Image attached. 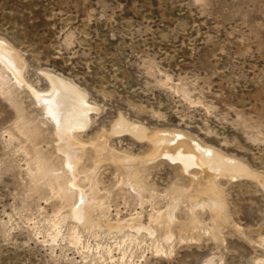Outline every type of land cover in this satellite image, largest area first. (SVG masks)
I'll return each instance as SVG.
<instances>
[{
    "label": "rangeland",
    "instance_id": "374dc122",
    "mask_svg": "<svg viewBox=\"0 0 264 264\" xmlns=\"http://www.w3.org/2000/svg\"><path fill=\"white\" fill-rule=\"evenodd\" d=\"M0 40L25 62L23 81L0 63V264H264V0H0ZM50 74L96 109L75 132L76 179L34 93L50 92ZM120 116L149 139L117 133L110 151L146 158L151 139L177 131L260 178L221 177V217L165 157L140 165L137 191L120 162L94 166Z\"/></svg>",
    "mask_w": 264,
    "mask_h": 264
},
{
    "label": "bare ground",
    "instance_id": "6f19581e",
    "mask_svg": "<svg viewBox=\"0 0 264 264\" xmlns=\"http://www.w3.org/2000/svg\"><path fill=\"white\" fill-rule=\"evenodd\" d=\"M7 43L0 40V63L6 69H9L18 81H23L25 62L19 52ZM49 77L52 84L50 92L47 94H40L37 91H34L37 99L36 101L43 105L45 113L54 121L59 147L65 154L64 164L66 165V170L72 173V179H76L78 175L77 166L84 155V146L77 141L75 132L83 130L88 126L89 113L95 108L88 103L87 94L75 83L57 75L50 74ZM123 132L130 133L138 140L149 139V129L146 126L141 123H134L120 116V119L116 122L112 132L101 133L95 144V169L98 168L100 162L104 159H112L115 163L120 162L125 171V181L139 191L140 186L137 185V181L140 165L158 157H165L170 161L176 162L179 169L184 173L186 172L189 174L193 181L197 179L201 180V183L199 182L200 186L203 185L201 186L202 190L204 187V189H206V194H208L204 195L205 190L202 191V193H199L200 196H203V202L201 205L208 206L213 213V217H221L224 210L225 204L222 197L223 188L219 183L221 177H224L227 180L241 177L260 178L258 174L252 172V170L238 159L227 156L215 148L205 146L194 138L177 131H161L156 137L151 139V155L146 158L128 156L127 154H119L115 151H110L109 137ZM181 135L183 138L179 137ZM193 169H196L197 172H199V177L191 174ZM92 174L93 172L90 171L86 177L90 180ZM203 180L206 183L205 185L203 184ZM50 181L52 184L53 181L56 182L59 193L64 191L59 179L52 178ZM91 190L90 200H87L85 194L81 196L83 201L72 209V217L78 222H83L87 219L88 207L93 200L98 199L94 196L97 193H95V188L92 187ZM198 196L199 195L190 196L188 198L190 199L192 206L200 205L197 200ZM176 205L177 202L175 201L167 209V215H165L168 217V222L173 218V211ZM162 216H156L155 220H157V218L163 219ZM163 223H165V221H163ZM167 224L166 226H169ZM137 227L139 228L140 226ZM262 242L264 243V238L262 239Z\"/></svg>",
    "mask_w": 264,
    "mask_h": 264
}]
</instances>
